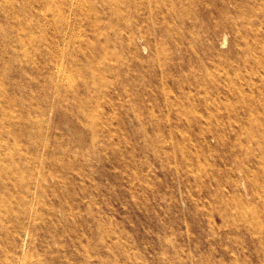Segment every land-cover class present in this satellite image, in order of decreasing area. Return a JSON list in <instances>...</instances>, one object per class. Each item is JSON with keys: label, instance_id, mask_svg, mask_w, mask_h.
Masks as SVG:
<instances>
[{"label": "rangeland", "instance_id": "1", "mask_svg": "<svg viewBox=\"0 0 264 264\" xmlns=\"http://www.w3.org/2000/svg\"><path fill=\"white\" fill-rule=\"evenodd\" d=\"M0 264H264V0H0Z\"/></svg>", "mask_w": 264, "mask_h": 264}]
</instances>
